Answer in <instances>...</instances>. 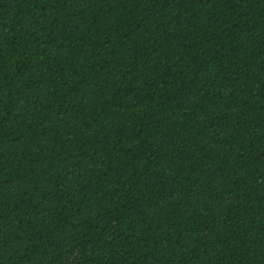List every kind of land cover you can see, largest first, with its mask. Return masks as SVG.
Listing matches in <instances>:
<instances>
[{
  "label": "trees",
  "instance_id": "trees-1",
  "mask_svg": "<svg viewBox=\"0 0 264 264\" xmlns=\"http://www.w3.org/2000/svg\"><path fill=\"white\" fill-rule=\"evenodd\" d=\"M0 264H264V0H0Z\"/></svg>",
  "mask_w": 264,
  "mask_h": 264
}]
</instances>
